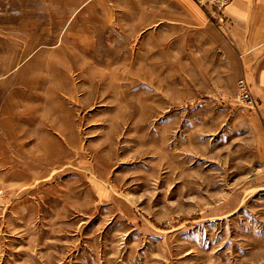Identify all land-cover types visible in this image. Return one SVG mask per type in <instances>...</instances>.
I'll return each mask as SVG.
<instances>
[{
    "label": "rangeland",
    "instance_id": "374dc122",
    "mask_svg": "<svg viewBox=\"0 0 264 264\" xmlns=\"http://www.w3.org/2000/svg\"><path fill=\"white\" fill-rule=\"evenodd\" d=\"M36 1L0 0V264H264V96Z\"/></svg>",
    "mask_w": 264,
    "mask_h": 264
},
{
    "label": "crops",
    "instance_id": "0c3cea01",
    "mask_svg": "<svg viewBox=\"0 0 264 264\" xmlns=\"http://www.w3.org/2000/svg\"><path fill=\"white\" fill-rule=\"evenodd\" d=\"M73 1L81 5L43 0L31 7L47 8L54 20L73 19L62 29L49 26V32L110 41L111 48L127 49L132 57L136 41L159 39L176 50L177 67L200 65L202 58L222 71L232 68L264 96V0H235L222 11L211 0Z\"/></svg>",
    "mask_w": 264,
    "mask_h": 264
},
{
    "label": "built area",
    "instance_id": "2783aa9c",
    "mask_svg": "<svg viewBox=\"0 0 264 264\" xmlns=\"http://www.w3.org/2000/svg\"><path fill=\"white\" fill-rule=\"evenodd\" d=\"M215 8L222 11L230 6L235 0H211ZM237 97L240 103L254 107V100L250 84L245 78H241L237 83Z\"/></svg>",
    "mask_w": 264,
    "mask_h": 264
}]
</instances>
